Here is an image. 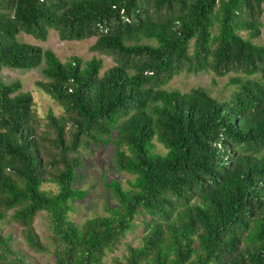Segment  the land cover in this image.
<instances>
[{
  "label": "trees",
  "instance_id": "1",
  "mask_svg": "<svg viewBox=\"0 0 264 264\" xmlns=\"http://www.w3.org/2000/svg\"><path fill=\"white\" fill-rule=\"evenodd\" d=\"M264 0H0V74L42 67L59 112L0 81V229L55 264H264ZM96 38L63 61L20 41ZM229 76V98L167 88L178 75ZM114 152L116 204L76 222L92 146ZM161 146V147H159ZM53 185V187H50ZM46 212V245L35 230ZM128 233L126 253L110 255ZM0 264H38L0 233Z\"/></svg>",
  "mask_w": 264,
  "mask_h": 264
},
{
  "label": "rangeland",
  "instance_id": "2",
  "mask_svg": "<svg viewBox=\"0 0 264 264\" xmlns=\"http://www.w3.org/2000/svg\"><path fill=\"white\" fill-rule=\"evenodd\" d=\"M262 26L261 35L254 39L257 43L264 44V10L261 16ZM20 41L41 46L43 49H51L56 52L63 61H68L71 57L77 56L84 61L91 60L94 57L104 58L109 65L114 64L112 57L101 55L94 52L91 48L96 41V38H91L83 41H63L58 33L54 30L46 41L36 39L30 35L22 33ZM44 65V64H43ZM42 66L31 69H9L6 68L0 74V81L5 84H11L20 80L23 84L22 91H32L35 96L36 107L43 122L47 121L45 114L50 109L59 112L58 104L47 94L40 92L35 86V82L43 78ZM229 76L217 77L213 73L187 74L183 73L176 76L167 86L170 89H179L183 92L190 91L192 88L201 86L204 87L213 97L220 100L229 98L231 88L228 87ZM161 147V146H159ZM113 149L111 146L106 148H98L93 145L91 151H83L85 167L81 170V178L77 181L76 186L88 190V197L83 201H76L75 210L70 215L76 222H81L95 213L102 214L105 212V206L108 204L113 207L116 204V199L109 196V190L106 183L112 180H119L122 184H126L131 178L129 174L115 172L112 168ZM50 187H53L51 185ZM54 188V187H53ZM46 212L42 211L38 214L35 221V230L40 235L41 240L50 245L48 240L49 230L47 229ZM23 227L18 223L6 222L2 225L0 233L3 236L11 237V242L15 250L27 256L28 259L38 264H55L53 256L47 252L35 251L24 241L22 237ZM135 233H128L119 247L110 255L121 256L126 253L125 243L135 240Z\"/></svg>",
  "mask_w": 264,
  "mask_h": 264
}]
</instances>
